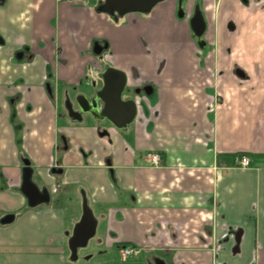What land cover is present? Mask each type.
Instances as JSON below:
<instances>
[{
	"label": "crops",
	"instance_id": "crops-1",
	"mask_svg": "<svg viewBox=\"0 0 264 264\" xmlns=\"http://www.w3.org/2000/svg\"><path fill=\"white\" fill-rule=\"evenodd\" d=\"M97 1L0 0V264H264V0ZM108 68L152 88L135 121H71ZM24 160L48 203L29 205ZM84 197L97 232L73 262Z\"/></svg>",
	"mask_w": 264,
	"mask_h": 264
},
{
	"label": "water",
	"instance_id": "water-1",
	"mask_svg": "<svg viewBox=\"0 0 264 264\" xmlns=\"http://www.w3.org/2000/svg\"><path fill=\"white\" fill-rule=\"evenodd\" d=\"M119 1L121 8L116 11L120 16H124L128 13H148L156 4L165 0ZM97 11L99 13L109 14L110 16L117 18L115 10L110 11L104 7H99ZM192 26L197 34L201 35L203 33L204 24L200 15H196L193 19ZM103 50L104 47L99 44H96L94 47L96 55H101ZM18 57L22 58L23 55L20 54ZM102 79L104 87L100 91L95 92L91 97H88L87 95H79L77 97V104L80 108L79 111H75L73 103L70 100L66 101V109L68 111L69 118L73 122H82L83 115H91L96 121L103 122L107 120L115 129L123 130L135 121L138 113V107L135 101L131 99L124 100L127 76L119 70L108 68L103 74ZM139 92L140 91H138V93ZM104 134H107V132ZM24 164L26 167L24 170L22 191L28 198L29 205L31 207H36L40 204L48 203L50 201L48 192L46 190L41 191L32 181L30 161L24 160ZM54 172L62 173V170H55ZM13 220V216H7L3 220V223L9 224L13 222ZM96 232L97 219L84 197L83 215L80 222L75 226L73 235L69 240V249L71 251V260L73 262L78 261L79 251L88 247L89 242L96 236ZM157 264L164 263L157 261Z\"/></svg>",
	"mask_w": 264,
	"mask_h": 264
},
{
	"label": "flooded vegetation",
	"instance_id": "flooded-vegetation-1",
	"mask_svg": "<svg viewBox=\"0 0 264 264\" xmlns=\"http://www.w3.org/2000/svg\"><path fill=\"white\" fill-rule=\"evenodd\" d=\"M166 1V0H165ZM165 1H163V2H160V3H158V4H156L155 6H154V8L150 11V12H148L147 14H150V13H152L153 11H154V9L159 5V4H161V3H164ZM83 3H85V1L83 2ZM83 3H79V4H83ZM99 7H104V8H106V9H108V10H115V14H116V16H119V13L116 11L117 9H120L121 8V4H120V1L119 0H98L97 1V9L99 8ZM145 14V13H144ZM98 44V43H97ZM105 73V72H104ZM103 73V74H104ZM103 87H104V82H103ZM102 87V88H103ZM50 88V87H49ZM151 87L150 86H142V87H139V88H135V89H131V88H128L127 87V85H126V89H125V93H124V100H128V99H131V100H133V101H135V97H137V96H139V95H141V94H149V93H151ZM100 91V90H99ZM138 91H140L139 93H138ZM147 92H149V93H147ZM127 95H130V96H127ZM68 100H70L72 103H73V106H74V109H75V111H79L80 110V108H79V106H78V104H77V98L76 99H68ZM135 103H136V101H135ZM137 104V103H136ZM66 106V105H65ZM137 107H138V105H137ZM66 113H67V115H68V117H69V114H68V111H67V109H66ZM87 116H90L91 118H93L91 115H83V119L85 118V117H87ZM70 119V118H69ZM94 119V118H93ZM95 120V119H94ZM96 121V120H95ZM97 122H100V123H102V124H106V125H112L111 123H109L107 120H105V121H97Z\"/></svg>",
	"mask_w": 264,
	"mask_h": 264
},
{
	"label": "built area",
	"instance_id": "built-area-1",
	"mask_svg": "<svg viewBox=\"0 0 264 264\" xmlns=\"http://www.w3.org/2000/svg\"><path fill=\"white\" fill-rule=\"evenodd\" d=\"M60 1H71L75 2L77 4L83 3L85 0H60ZM237 162L239 163L240 167L242 168H248L251 166V161L249 157L247 156H241L237 159ZM151 163L154 165H161V157L158 154L151 155ZM140 251L136 248H131V247H124L121 250V255L122 258L127 260L132 257H137L139 255Z\"/></svg>",
	"mask_w": 264,
	"mask_h": 264
},
{
	"label": "rangeland",
	"instance_id": "rangeland-1",
	"mask_svg": "<svg viewBox=\"0 0 264 264\" xmlns=\"http://www.w3.org/2000/svg\"><path fill=\"white\" fill-rule=\"evenodd\" d=\"M235 71H236V73H239L240 70L235 68L234 72H235ZM65 105H66V104H65ZM62 111H63V110H62ZM89 251H90V250H88V249H87V250H86V249H82V250H81V255L84 256V255H85L86 253H88ZM81 261H82V260H81ZM123 264H125V263H123Z\"/></svg>",
	"mask_w": 264,
	"mask_h": 264
},
{
	"label": "trees",
	"instance_id": "trees-1",
	"mask_svg": "<svg viewBox=\"0 0 264 264\" xmlns=\"http://www.w3.org/2000/svg\"><path fill=\"white\" fill-rule=\"evenodd\" d=\"M239 154H244L245 155L246 153H239Z\"/></svg>",
	"mask_w": 264,
	"mask_h": 264
}]
</instances>
